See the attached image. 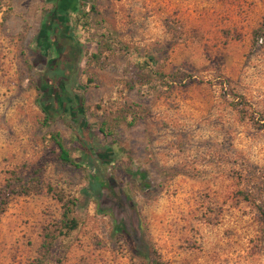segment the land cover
<instances>
[{"label":"rangeland","instance_id":"1","mask_svg":"<svg viewBox=\"0 0 264 264\" xmlns=\"http://www.w3.org/2000/svg\"><path fill=\"white\" fill-rule=\"evenodd\" d=\"M263 24L264 0H0V187L13 170L28 190L0 214V264L57 224L46 185L76 199L61 264H264ZM146 56L169 89L128 87Z\"/></svg>","mask_w":264,"mask_h":264},{"label":"trees","instance_id":"2","mask_svg":"<svg viewBox=\"0 0 264 264\" xmlns=\"http://www.w3.org/2000/svg\"><path fill=\"white\" fill-rule=\"evenodd\" d=\"M78 14L79 17L83 20L82 26L88 25L87 21L90 15L92 14L95 16L98 15L93 4L89 5V9L87 11L79 10ZM44 32H45V37L47 38L48 36L46 30H44ZM107 35L111 36L110 33H108ZM259 36L261 37L260 34L257 37ZM110 40L111 39L109 38L101 42L98 41L96 44L98 45L99 51H103V50L112 51L113 49L111 48ZM52 45L53 42L51 43V46L49 45L51 49H52ZM117 51L119 53H123V46H120L119 44V48H117ZM152 63H153V58L146 56L143 57L141 61L134 62V64H132V68H130L129 65L126 66V68H124V74L125 75L128 74V87L130 89H132V87L134 86L140 87L142 86V83H146L148 92L156 94L161 90L164 91V89H169L173 85V83L178 80L179 76L177 73L163 74L153 69ZM47 68L48 70H53L58 68V66H49ZM143 75H147L148 79L144 81L142 78ZM64 80L65 78L63 80L58 79L60 85L64 83ZM58 90L59 93H62L61 88H58ZM47 121L48 118H43L42 124L46 125ZM102 127H104V125H102ZM99 131L101 132L103 131V129L100 128ZM46 137H47L46 139L50 141L57 148L56 159L60 164L67 165L72 168L78 167L79 163L70 157L69 151L63 145L60 136L57 132H47ZM88 141L89 139H87V142ZM87 142H84L85 145L88 144ZM83 150L85 151L84 155H87L86 150L88 154L91 155L92 154L91 151H93V148L84 149L83 147ZM37 174L38 171L34 169L29 177V181L32 187L34 188H37L39 185H41V181ZM134 174L136 175V179L140 181L144 179V174L133 173V175ZM6 175L7 178L4 181L3 185L0 187V214L4 211L7 198H9L11 195L19 194V193L24 194L27 193L28 191L20 183L19 178L17 177L16 173L13 170L7 171ZM94 182H96V184L98 183L96 179H94ZM91 189L93 188L91 187ZM45 192L48 193L52 198H54L59 203L60 218L55 226L49 225L43 228V232L41 235V242L38 246L36 256L28 264H61L62 257L52 252L54 243L56 242L57 237H67L71 232H73L76 229L77 225L79 224V221L74 212L75 203H76L75 198L73 197L65 198L59 190L49 185L45 186ZM87 192L88 191H85L86 195L88 194ZM260 215L262 221H264V203L263 206L260 208ZM114 231L116 232L119 231L123 233V235H125L123 229L117 224L115 225ZM152 264H158V262L152 261Z\"/></svg>","mask_w":264,"mask_h":264}]
</instances>
